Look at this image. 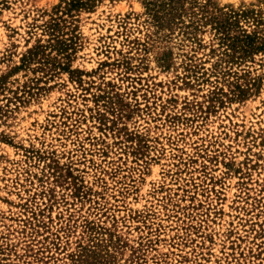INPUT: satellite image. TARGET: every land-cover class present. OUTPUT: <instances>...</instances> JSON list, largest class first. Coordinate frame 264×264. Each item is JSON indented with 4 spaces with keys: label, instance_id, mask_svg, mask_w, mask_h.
Returning a JSON list of instances; mask_svg holds the SVG:
<instances>
[{
    "label": "rangeland",
    "instance_id": "374dc122",
    "mask_svg": "<svg viewBox=\"0 0 264 264\" xmlns=\"http://www.w3.org/2000/svg\"><path fill=\"white\" fill-rule=\"evenodd\" d=\"M196 2L0 0V264H264V0Z\"/></svg>",
    "mask_w": 264,
    "mask_h": 264
},
{
    "label": "trees",
    "instance_id": "16d2710c",
    "mask_svg": "<svg viewBox=\"0 0 264 264\" xmlns=\"http://www.w3.org/2000/svg\"><path fill=\"white\" fill-rule=\"evenodd\" d=\"M183 1H186L187 3H189V4H191V5L197 3L196 0H170V2H171L173 5H174V4L179 5V3L183 2ZM201 6L203 7V5H201ZM224 16H228V14H227V13H224ZM224 16H221V15H220L219 17H223V18H224ZM224 19L226 20V18H224ZM227 23H228V22H227ZM218 28L223 29V32H224V30L226 29V26L224 25V23H221V24H219ZM238 41H239V40H238L237 38H236V40H231V41H229V42L226 44V46H229V47L233 48V47H235V45H237Z\"/></svg>",
    "mask_w": 264,
    "mask_h": 264
}]
</instances>
